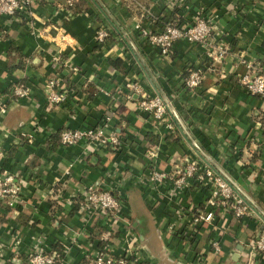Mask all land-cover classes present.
<instances>
[{
  "label": "crops",
  "instance_id": "1",
  "mask_svg": "<svg viewBox=\"0 0 264 264\" xmlns=\"http://www.w3.org/2000/svg\"><path fill=\"white\" fill-rule=\"evenodd\" d=\"M198 14L215 28L212 43L179 39L167 55L135 28L158 30L169 20L189 22ZM102 25L109 35L98 44ZM220 42L226 52L213 60L208 51ZM56 55L61 63H53ZM136 57L172 104L179 120L167 116L175 136L137 107L129 83H139L146 95L155 91ZM246 61L264 67V0H84L72 14L54 0H30L28 12L0 15V165L17 174L24 198L17 208L0 201L2 264H21L34 251L62 252L58 264L86 262L109 222L80 211L75 197L96 182L113 187L121 199L122 219L111 222L107 241L115 256L131 248L137 264H264V252L252 248L264 221L249 206L243 217L219 210L211 223L194 227L190 212L205 206L208 186L189 185L177 200L145 179L153 144L157 168L169 171L187 161L207 165L182 127L264 213V96L241 85ZM194 67L201 68V81L189 89L183 82ZM50 76L67 92L62 103L47 101ZM19 81L29 87L24 97L11 91ZM103 123L106 132L119 134L118 149L62 145L56 136L64 128Z\"/></svg>",
  "mask_w": 264,
  "mask_h": 264
},
{
  "label": "built area",
  "instance_id": "2",
  "mask_svg": "<svg viewBox=\"0 0 264 264\" xmlns=\"http://www.w3.org/2000/svg\"><path fill=\"white\" fill-rule=\"evenodd\" d=\"M59 7H70L73 0H54ZM174 1V0H172ZM30 0H0V15L14 16L18 12L27 11ZM139 35L144 38L151 46L155 47L161 55H167L176 40L182 39L190 43L210 44L211 35L214 26L208 17L198 14L189 22L167 21L162 28L153 30L151 28L135 25ZM109 35L106 26L98 28L95 41L102 44ZM226 46L223 42L211 46L208 56L213 60H219L226 52ZM54 64L61 63L62 58L58 55L52 59ZM246 71L239 78L241 85L251 95L264 96V67L257 62L246 61ZM71 70L77 71V67L71 66ZM202 70L200 67H194L188 70L184 78V86L193 89L200 84ZM57 81L47 79L44 85V92L47 101L50 103H62L67 98V92L57 89ZM129 89L137 95V107L140 111L146 113L156 124L163 125L168 132L174 130L172 122L168 119L170 113L167 104L158 95H146L141 85L137 82L128 84ZM12 94L16 97L28 95L29 87L23 83L12 86ZM1 112L5 108H0ZM106 123L96 125L95 127L64 128L59 131V142L62 145H73L79 142L85 143L87 147L101 146L104 148L118 149L121 139L118 133L114 131L106 132ZM149 156L148 174L145 178L149 181L153 189H162L168 196H180L189 185H205L209 187V196L204 207L194 208L190 212L189 219L192 226L202 223H211L217 216L219 210L232 211L235 217H243L249 210L247 204L232 189V187L213 169L197 161H187L183 165L175 164L172 170H163L155 165V156L158 148L155 144L147 148ZM113 187H100L99 183L87 185L76 195L79 202V210L105 217L109 222L111 231L112 221L120 220L122 212L121 199L113 194ZM22 186L16 173L3 168L0 165V201L8 207L17 208L24 202L21 195ZM118 194V193H117ZM179 200V198L177 199ZM178 211H181L178 209ZM85 218V217H84ZM83 218V219H84ZM107 230L105 237L110 232ZM113 230V229H112ZM113 232V231H111ZM211 247L214 251L220 250L217 239H212ZM252 248L257 252H264V227L254 240ZM62 260V252H38L34 251L27 255L26 260L21 264H58ZM138 258L136 252L131 248L129 252L122 255H113L108 247V242L97 247L92 256H88L86 262L82 264H137ZM3 263L0 253V264Z\"/></svg>",
  "mask_w": 264,
  "mask_h": 264
},
{
  "label": "water",
  "instance_id": "3",
  "mask_svg": "<svg viewBox=\"0 0 264 264\" xmlns=\"http://www.w3.org/2000/svg\"><path fill=\"white\" fill-rule=\"evenodd\" d=\"M104 15L106 16V18L108 19V21L110 22V24L116 29L118 30V26L117 23L113 20V18L106 12H104ZM137 62L138 64L141 66L142 71L144 72V75L147 77V79L149 80L151 86L153 87L155 94L160 96L162 98V100L167 104L168 109L170 111V113L173 115L174 118H176L177 120H179L175 114V111L172 107V104L170 103L168 97L162 92V90L157 86L155 80L153 79L152 75L150 74V72L148 71V69L146 68V66L144 65V63H142V61L137 58ZM180 123V122H179ZM181 127V124H180ZM181 131L183 132L184 136L187 138V140L189 142H191V144L193 145V147L196 149L197 153H200V156L202 157L203 161L211 168L214 170V172L218 175H220L233 189V191L240 197L243 199V201L247 204V206H249L251 209H253L264 221V213H262L257 207L256 205L253 203V201L239 188L237 187V185L230 179L228 178L225 174H223L220 169L214 164L212 163L208 157L199 150V147H197V145L193 142V140L191 139V137H189L186 133V131L181 127Z\"/></svg>",
  "mask_w": 264,
  "mask_h": 264
},
{
  "label": "trees",
  "instance_id": "4",
  "mask_svg": "<svg viewBox=\"0 0 264 264\" xmlns=\"http://www.w3.org/2000/svg\"><path fill=\"white\" fill-rule=\"evenodd\" d=\"M83 2H84V0H73L71 6H70V7H66V8H67V10H68V12H69L70 14H72V13H76V12H79L80 9H81V7H82V5H83ZM175 22L178 23L177 21H175ZM48 79H53V80L56 81V79H55L54 76H50V78H48ZM18 83H22V81H19ZM56 86H57V84H56ZM175 135H176V133H175L174 130H173V131H170L169 134H168L169 137H172V136H175ZM56 136H57V138L59 139V132L56 134ZM108 148H109V147H108ZM108 148H107V149H108ZM109 149H111V148H109ZM112 192H113L114 195H116V196L118 197V194H117V192L115 191V189L112 190ZM118 198H119V197H118ZM75 204H76V205H77V204L79 205V202L76 200V201H75ZM114 232H115V231H114ZM111 234H113V232H109L108 235L106 236V239H101V240L98 242V247H102V246L106 243V241L109 240Z\"/></svg>",
  "mask_w": 264,
  "mask_h": 264
}]
</instances>
